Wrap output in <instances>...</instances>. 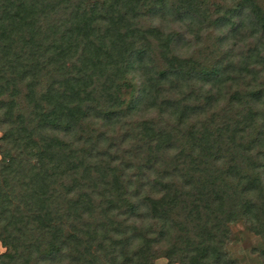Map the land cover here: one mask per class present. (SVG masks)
<instances>
[{"label": "trees", "instance_id": "obj_1", "mask_svg": "<svg viewBox=\"0 0 264 264\" xmlns=\"http://www.w3.org/2000/svg\"><path fill=\"white\" fill-rule=\"evenodd\" d=\"M258 4L0 0V264L211 263L238 212L264 239Z\"/></svg>", "mask_w": 264, "mask_h": 264}, {"label": "rangeland", "instance_id": "obj_2", "mask_svg": "<svg viewBox=\"0 0 264 264\" xmlns=\"http://www.w3.org/2000/svg\"><path fill=\"white\" fill-rule=\"evenodd\" d=\"M258 5L264 9V1L257 0ZM247 12V11H245ZM245 12H240L239 18L244 19L246 17ZM238 17H232L231 23L236 24L238 22ZM246 20H243L242 26L246 27ZM220 34H224L221 30L225 32L228 29L227 27L219 26ZM244 30V29H243ZM242 30V31H243ZM218 33L215 31L211 32L212 38H215ZM249 39L244 40L242 43L244 45L249 44ZM206 43L204 40L201 42L200 48L202 49ZM241 44V43H240ZM241 44V45H243ZM263 54V53H262ZM138 75H133L132 84L129 81H125L130 84L124 91L125 98L128 99L130 95L134 94L133 97L138 96V92L141 90V82ZM1 136V130H0ZM1 142V138H0ZM183 146V145H182ZM185 151H188L185 148ZM254 222V218L249 214L239 213L235 216V219L232 221L225 222V228L221 229L219 225V231L216 233L223 234L222 243L220 246V253L217 255L218 259L216 261L209 260L211 263L203 264H264V239L254 233L250 229V225ZM162 240V239H161ZM161 242H164L163 240ZM5 251V247L0 243V253ZM150 264H181L178 260V257H169L165 256L164 250L159 245V243L154 244L152 258L150 259Z\"/></svg>", "mask_w": 264, "mask_h": 264}]
</instances>
